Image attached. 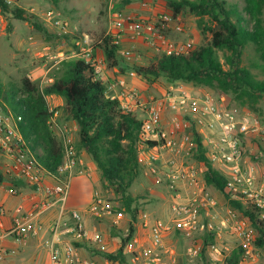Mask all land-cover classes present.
I'll return each instance as SVG.
<instances>
[{
	"label": "built area",
	"instance_id": "obj_1",
	"mask_svg": "<svg viewBox=\"0 0 264 264\" xmlns=\"http://www.w3.org/2000/svg\"><path fill=\"white\" fill-rule=\"evenodd\" d=\"M145 5L152 12L150 18L126 13L123 0L106 2L107 26L103 36L113 38V43L119 46L118 53L121 56L128 61L134 59L132 49L124 47L125 41L129 45L138 40L149 41L157 52L166 55H187L195 49L193 40L171 43L164 37V33L168 31L183 32L181 13L174 15L166 7L164 0L153 3L144 1ZM55 24L65 28L59 21H55ZM99 39L100 37L95 39L85 35L84 43L88 50L81 48L80 51L90 55ZM74 55L77 56L78 53ZM88 61L94 64L97 78L103 79L102 64L92 57ZM50 70L51 67L45 73ZM46 74L40 79V84L46 80ZM46 81H50V78ZM120 84L124 86L123 83ZM110 87L108 85L107 89ZM122 96L128 98L129 102H120L121 107L136 113L141 121L138 163L146 173L155 177L158 186L167 189L168 205L172 213L171 223L163 224L156 220L144 224L149 245H139L132 253V264H167L162 258V254L167 253L164 250V235L171 229L179 231L188 240V257L202 253L204 245L201 244L198 233L203 230V216H208L217 202L207 191L204 163L194 159L193 163L185 160L200 152L198 141L210 163L224 175L228 200L253 207L259 212L260 218L264 219V124L251 112L236 114L219 105L214 96L192 93L181 86H171L161 97L150 96L145 99L140 92L130 88ZM108 97L119 101L116 95ZM50 112L51 126L57 128L64 148V160L53 172L41 165L37 157V152H42L41 149L33 151L32 142L24 138L20 128L22 115L13 112L0 99V174L10 178L6 188L8 195H23L14 183L16 179H22L30 190L29 197L32 201L30 210L13 217L8 227L0 229V264H15L9 259L11 252L3 242L12 240L23 244L28 239L37 237L45 229L43 219L49 215L52 218L48 222V238L45 241L49 263L97 264L93 259L80 256V248L75 245L88 241L98 246L102 243V237L100 234H88L81 212L66 210L77 158L72 140L66 134L68 129L55 123V110L50 109ZM167 112L180 116L173 115L170 120H166ZM247 144L251 148L248 152L252 154L249 160L244 154ZM173 154L182 158L170 159ZM45 177H49L52 183L45 185ZM101 203V199L96 197L87 213L97 219L110 216L111 212L105 210ZM4 215L5 209L0 206V217ZM238 216L237 211L231 208L227 216L220 220V225L228 227L235 235L243 256L255 261L264 256V251L255 246L256 232L250 221ZM207 228L210 231L213 229L211 221L207 223ZM126 248L127 251H132L131 245ZM205 249L213 254L214 260L221 256V251L214 245H207Z\"/></svg>",
	"mask_w": 264,
	"mask_h": 264
},
{
	"label": "trees",
	"instance_id": "obj_2",
	"mask_svg": "<svg viewBox=\"0 0 264 264\" xmlns=\"http://www.w3.org/2000/svg\"><path fill=\"white\" fill-rule=\"evenodd\" d=\"M164 2L174 15L188 9L199 17L207 16L214 25L204 29L210 34V39L187 55L160 53L146 67H135V73L149 80L163 78L169 84L182 83L214 89L231 96L235 102L255 114L260 98L264 97V80L253 79L250 72L239 64L247 44L254 46L255 52L264 62V0H242L241 10L236 4L229 5L226 0ZM5 14L21 21L32 19L24 9L18 6L11 8L8 0H0V15ZM104 32L94 45L91 57H95V50H100L106 70L120 71L119 46L113 43L112 37L103 36ZM218 53L223 54L225 64L220 62ZM61 64L64 73L53 75L51 83L42 90L37 83L23 77L18 85L11 86L10 93L0 91V96L13 112L22 115L21 132L26 140L32 142L33 151L41 149L37 157L49 172L55 171L62 164L64 148L62 140L52 129V113L45 97L55 95L63 99L65 118L74 122L77 128L76 151L83 150L90 157L100 171L106 189L112 190L120 206L131 215L127 234L121 238L117 251L104 254L107 261L128 264L124 251L133 240L136 217L129 189L142 169L137 159L141 121L123 109L118 100L106 95L108 81L97 78L94 64L90 61L77 58L64 60ZM224 65L228 68L225 69ZM198 145L200 152L195 158L205 165L206 187H213L228 200L224 175L212 166L199 141ZM1 182L3 176L0 174ZM228 204L250 221L256 232L255 246L264 251V219L260 218L259 212L237 201L228 200ZM213 236L209 233L203 238L204 248L213 242ZM243 260L242 252L237 248L226 258L225 264H241Z\"/></svg>",
	"mask_w": 264,
	"mask_h": 264
},
{
	"label": "rangeland",
	"instance_id": "obj_3",
	"mask_svg": "<svg viewBox=\"0 0 264 264\" xmlns=\"http://www.w3.org/2000/svg\"><path fill=\"white\" fill-rule=\"evenodd\" d=\"M144 1L147 3L156 2L154 0H126L124 5L129 7V5L134 4L136 8L135 10H131L132 14L140 13L146 18H150L152 12L148 10V6H144ZM106 2L107 0H8L11 8L18 6L24 9L26 14L32 16V19L29 21H21L15 19L10 14H5L4 16L0 15V91L3 93H10L12 90L11 86L18 85L23 77H30V80L37 83L40 90H42L51 83V81H46L48 78L52 79L51 77H53V75L57 76L64 73L65 69L61 64L64 60L77 58L89 60L91 53L87 56L84 51L80 50L86 45V43H83L85 35L98 39L106 30ZM226 2L229 5L236 4L240 10L243 8L242 0H226ZM180 13L184 24L183 32L175 33L168 31L164 33V37L171 43L193 40L195 48L206 44L210 39V34L204 29L207 26H214L211 20L207 16L199 17L188 9H183ZM262 19L264 22V5L262 8ZM55 21H59L65 28L61 25H56ZM77 41L81 43L76 44ZM129 47L134 53V59L128 61L119 54L118 57L121 68L119 69L118 75L122 76L131 84L139 85L141 88V95L145 99L150 96L161 97L171 86H181L192 93H208L214 96L219 105H223L227 110H232L236 114L241 115L244 112H249L246 107L235 102L231 96L215 91L214 89L193 87L182 83L169 84L163 78L149 80L148 78L136 74L134 71L135 67H146L162 52H157L155 46L145 40L132 43ZM77 53V56L74 55ZM218 55L220 62L224 63L223 54L218 53ZM239 66L247 69L253 79L258 81L264 80V62L259 58L252 44H247L244 48ZM50 67V72L46 74V70ZM224 68L227 69L228 66L224 65ZM44 74L47 75V77H45L46 80L40 84V79L45 76ZM45 98L49 104V109L57 112L55 123L59 126H66L68 129V133L66 134L72 140L75 157L79 158L81 151L77 152L75 148L78 142L77 128L74 122L66 120L65 118L63 112V99L55 95L46 96ZM0 99L2 100L1 96ZM257 109L258 111L252 114L261 124H264V97L260 98ZM134 114L136 116V113ZM173 115L180 116V114L167 112L165 115L166 120H170ZM137 116H139L138 113ZM52 129L62 140L57 128L52 126ZM245 147L247 148H245L244 154L249 160L252 157V154L248 152L251 148L248 144ZM196 155L185 158V160L187 159L190 163H193V159L199 162L195 158ZM87 158L91 161L88 155ZM169 158L179 160L182 157L173 154ZM213 167L221 172L215 165ZM88 172L91 173V178L87 174H83V176L73 175L72 180L74 178V183L78 181V179L84 182H86V179L93 182L94 194L92 202L96 197H99L102 201L101 205L105 210H109L111 215L106 218L97 219L87 213L88 209L82 210L81 212L90 215L92 223L101 224V229L98 231L99 233L110 234V238L105 244V246L107 244L109 246L107 248L99 246L98 248L97 246L91 245L88 241L75 243V245L79 248L82 247L88 254L92 253L94 256H97V258L91 256L97 264H121L117 261H107L104 254L109 252L115 253L117 251L121 238L125 237L127 234L128 224L132 220L131 215L125 212L124 208L120 206L112 190L106 189L100 171L97 169L94 171L92 169ZM9 179V177L3 176L4 183L0 186L6 189ZM71 189L72 187H70V192ZM80 189L78 200L80 203H85L87 190L82 187ZM207 191L209 195L216 200L217 206L210 211L208 216H203L201 223L203 230L199 231L198 238L201 244H203V238L207 237L209 233H212L214 236L218 233H220L221 236H225V241L222 240L220 242L226 244L225 246L228 248V251L224 254V247L221 252L223 256H221L219 261L213 260L215 264H225V260L230 253L239 248L238 240L231 230L228 227H221L220 225V220L227 216V212L231 208L229 207L228 200L222 193L210 186L207 187ZM70 192L67 201H69ZM2 194L5 193L0 192V195ZM129 194L134 200L132 207L136 209V217L133 223L135 229L133 240L129 244L132 246V251L129 252L126 248L125 256L127 263L132 264V253L137 250L140 245L138 241H134V239L138 237V234L147 235L144 224L146 222L153 223L156 220L161 221L163 224L171 223L172 213L168 205L167 189L164 186H158L155 177L146 173L143 168L141 169L138 179L129 189ZM68 209V202H66V210ZM115 209H121V211H115ZM209 221H211L213 225L211 231L207 228V223ZM168 233V235L171 236L170 247L168 246L171 249L170 254L178 258L180 264L209 263V256L211 257L209 250L204 248V252L202 251L203 253L195 257H188L186 255V248L189 243L188 240L184 239L180 232L175 229H171ZM46 237V234L39 237L38 247H36V242L23 245L22 248L27 252L25 254L29 255L35 251L44 254L46 249ZM13 244L12 240L6 242V246L11 248H13ZM148 245L149 244H145V246ZM242 257L244 259L242 264H249V262H252L245 258L243 254ZM256 260L257 262L252 264H264V256H260ZM136 264H139V262Z\"/></svg>",
	"mask_w": 264,
	"mask_h": 264
},
{
	"label": "crops",
	"instance_id": "obj_4",
	"mask_svg": "<svg viewBox=\"0 0 264 264\" xmlns=\"http://www.w3.org/2000/svg\"><path fill=\"white\" fill-rule=\"evenodd\" d=\"M135 8H136V6H134V4L129 5V7L125 6V12L131 13V10H135ZM135 15L143 16L140 13H138V14L136 13ZM138 41H140V40H138ZM138 41H136V42H138ZM80 43H81L80 41L76 42V44H80ZM127 46H129V43L127 41H125L124 47H127ZM82 49L88 50L86 45H85V47H82ZM92 52H93V50H92ZM94 55H95V57H93V59L96 60L98 63L102 64L103 74H104L103 79L108 81L107 86L108 85L111 86L110 89H107V92H106L107 96H110V95L118 96L119 102H121V104H122V103L129 102L128 98H126L125 96L124 97L122 96V94L129 88L137 90L138 92H140V95H141L140 86L137 84H131L126 79H124L122 76L118 75V72H119L118 69H114L113 71L106 70L105 64L103 63V55H102L100 50H95ZM50 81H52V79H50ZM120 83H123L124 86H122ZM85 162L87 165L85 164ZM92 169L95 171L96 167L94 166V164L91 161L88 160L87 154L82 150L80 153V157L77 159L76 166L74 167V172H73L74 175L75 176H79V175L83 176V174H87L90 177L91 173H89L88 171L92 170ZM2 183H4V180H3V182H1V184ZM14 183L23 192V195L10 196L7 194L6 189L2 188L0 186V192L5 193V194L0 195V206H2L5 209V215L3 217H0V229L8 227L10 225L11 219L13 217L30 210V204L32 201H31V197H29L30 196L29 188L26 186V184L24 183V181L22 179H16L14 181ZM51 183H52V181L49 177L44 178V184L45 185H49ZM71 183H72L71 184L72 189L70 192L69 201H67L68 206H69L68 211L76 210V211L81 212L82 210L84 211V210L88 209L92 203V198H93V194H94L93 182H90L87 179H86V182H84L81 179H78V181H76L74 183V178H73V180L71 179ZM81 187L86 188V190H87L85 203H80L78 200V195H79V192L81 191V189H80ZM81 213L83 215V221H84V224H85V227H86L88 234H90V235L100 234L102 237V243L100 245H98L97 247L99 248V246H100L102 248H107L109 245L107 244L105 246V244L108 242V240L110 238L109 237L110 234L107 235V234H103L102 232L99 233L98 231L101 229L100 228L101 224L92 223V221L90 219V215L84 214L83 212H81ZM144 216H146V215H144ZM51 218H52V215L45 217L43 219V224L45 226V229L43 228V230L38 233L37 237L30 238L25 243L17 244L15 242H13L14 243L13 248H11V247L6 246V242H8L9 240L3 242V245L6 246L9 249V251L11 252L10 253L11 255L9 257V259L11 261H13L15 264H50L49 263V254H48L47 248L45 249L44 254L40 253L39 251H35L34 253L27 255V254H25L27 252L22 247H23V245H29V244L35 243V242L37 243L36 247H38L37 245H39V239H40L39 237L40 236L46 234L47 235L46 238H48L47 228H48V222L51 220ZM168 234L169 233L166 232L164 235V245H165L164 250L167 251V253L162 254V258H163L164 262L167 264H180L179 263L180 261L178 260V258H176L175 256H172L170 254L171 252L168 253V251L171 250L169 248L170 242H171V239H170L171 236H169ZM213 237H214L213 238L214 240L209 245H214L221 252H222V249L225 247L223 250L224 254H225L228 251V248L225 246L226 244L221 243L220 241H222V240L225 241L226 237L221 236L220 233H218L217 235H215ZM134 241H138V244H140L142 246H145V244H149V241H148L146 235H144V234L143 235L138 234V237H136L134 239ZM207 252H209V251H207ZM109 253H112V252H109ZM79 254H80V256H82L83 258H86V259H93V257L97 258V256H94L92 253L88 254L87 252H85V250L82 247L79 249ZM209 254L211 255V257L209 256V260H208L209 263L208 264H215V263H213V260H214L213 254L210 252H209ZM91 256H93V257H91ZM221 256H223V255H221ZM221 256H217L218 261L221 258ZM255 262H257V260L249 262V264H252Z\"/></svg>",
	"mask_w": 264,
	"mask_h": 264
}]
</instances>
